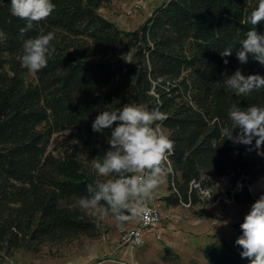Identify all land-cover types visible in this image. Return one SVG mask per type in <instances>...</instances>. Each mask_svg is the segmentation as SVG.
Wrapping results in <instances>:
<instances>
[{
  "label": "trees",
  "instance_id": "obj_1",
  "mask_svg": "<svg viewBox=\"0 0 264 264\" xmlns=\"http://www.w3.org/2000/svg\"><path fill=\"white\" fill-rule=\"evenodd\" d=\"M109 1L53 0L54 12L21 36L26 22L11 15L10 0H0V250L6 254L98 236L97 216L76 201L97 179L90 161L109 147L110 129L101 135L91 127L100 111L139 103L167 114L161 129L175 145L169 194L162 197L167 205L198 203L216 176L244 192L264 176L255 140L234 145L219 132L233 104L264 106V88L235 96L222 75L239 68L264 76L251 57L240 64L235 56L258 0H166L132 30L98 11ZM256 30L264 34V23ZM48 32L56 52L46 68L29 72L21 63L23 42ZM227 47L233 55L221 57ZM54 134L63 139L50 149ZM243 220L233 224L238 235L203 245L208 264H249L235 244Z\"/></svg>",
  "mask_w": 264,
  "mask_h": 264
},
{
  "label": "clouds",
  "instance_id": "obj_2",
  "mask_svg": "<svg viewBox=\"0 0 264 264\" xmlns=\"http://www.w3.org/2000/svg\"><path fill=\"white\" fill-rule=\"evenodd\" d=\"M53 0H10V13L26 22L20 29L21 36L34 24L46 20L55 10ZM246 23L252 27L239 40L240 47L235 56L240 64H247L249 58L264 66V34L256 26L264 23V0L250 12ZM4 32L0 30V38ZM53 32L24 40L21 56L22 66L29 72H38L47 67L56 49L52 43ZM233 55L232 47L220 51L221 57ZM228 64V60H224ZM223 83L235 96H245L264 88V76L244 75L241 69L233 74H222ZM229 123L220 127V136L234 145L252 146L258 155H264V106L252 105L246 108L233 104L227 111ZM167 114L159 108L149 109L144 104H124L115 110L100 111L91 127L93 132L104 134L110 129L102 158L90 161L91 171L97 179L87 186V195L79 197L77 206L100 218L111 216L117 227L126 222L147 215L146 201L158 188L161 177L172 169L169 157L174 153V141L161 131ZM251 150V149H250ZM242 188V185H238ZM227 224V221H219ZM242 235L235 244L242 251L240 255L249 264H264V194L251 205L240 225Z\"/></svg>",
  "mask_w": 264,
  "mask_h": 264
},
{
  "label": "rangeland",
  "instance_id": "obj_3",
  "mask_svg": "<svg viewBox=\"0 0 264 264\" xmlns=\"http://www.w3.org/2000/svg\"><path fill=\"white\" fill-rule=\"evenodd\" d=\"M136 1H143L144 6L132 10ZM165 1L110 0L98 11L119 28L132 30ZM62 139V134H54L49 148L59 147ZM210 182L211 191H201L198 203L167 205L162 200L169 194L165 173L148 198L159 205L160 221L140 245L119 242L121 234L136 225L135 219L117 227L111 216L96 215L97 237L80 236L60 244H44L38 251L16 249L6 254L0 250V258L3 264H208L201 251L203 245L222 236L238 235L233 224L243 219L255 200L264 194V176L248 184L246 192L242 188L237 190L223 176L213 177Z\"/></svg>",
  "mask_w": 264,
  "mask_h": 264
},
{
  "label": "built area",
  "instance_id": "obj_4",
  "mask_svg": "<svg viewBox=\"0 0 264 264\" xmlns=\"http://www.w3.org/2000/svg\"><path fill=\"white\" fill-rule=\"evenodd\" d=\"M143 6V1H136L132 6V10L142 8ZM146 207L148 209L147 215L142 218H135L137 221L136 225L128 228L121 234L119 240L121 245L134 246L142 244L145 241L146 234L153 231L155 226L159 223L161 218L159 205L147 200Z\"/></svg>",
  "mask_w": 264,
  "mask_h": 264
}]
</instances>
